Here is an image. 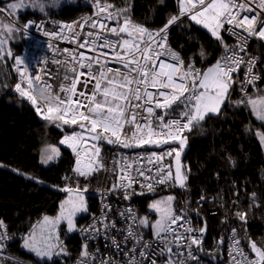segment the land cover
<instances>
[{
  "label": "snow or ice",
  "instance_id": "snow-or-ice-1",
  "mask_svg": "<svg viewBox=\"0 0 264 264\" xmlns=\"http://www.w3.org/2000/svg\"><path fill=\"white\" fill-rule=\"evenodd\" d=\"M92 14L71 23L51 21V57L32 65L20 55L14 57L11 71L17 74L12 90L28 102L36 115L64 130L73 131L59 140L75 155L72 172L85 180L107 173L111 182L98 189L100 215L89 213L88 187L79 183L62 191L67 198L56 216L45 215L23 237L22 247L41 261L58 264L56 258L68 257L60 239V226L69 233L78 232L83 243L74 264H200L206 222L197 228L191 217L174 207L175 197L153 201L149 208L157 218L137 215L130 205L113 208L108 197L129 201L136 186L148 192L156 185L170 184L187 190V168L181 154L187 145L185 132H191L206 119L220 116L227 105L244 107L264 127V60L253 55L252 42L264 46V0H177L178 11L166 18L162 26L149 28L132 20L129 5L118 8L109 0H90ZM162 2V0H161ZM60 0H9L0 6V62L7 67L13 58L10 44L14 32L37 26L27 21L23 28L19 15L29 9L48 15L47 7H59ZM183 18L200 26L215 41L219 56L207 67L209 53L200 45L198 56L185 57L169 42L170 29ZM234 43H228L225 36ZM66 42L69 46H61ZM47 90L52 102L44 103L35 94L36 87ZM8 87V85H4ZM238 92L239 98L233 99ZM252 131V129H248ZM254 135L264 145V131ZM105 146L111 149L161 148L129 156L113 151L109 161ZM61 155L60 147L46 144L39 153L40 163L48 165ZM174 163H164L166 158ZM232 166L235 162L231 161ZM3 165H0L2 167ZM26 179L41 183L37 177L13 169ZM66 181L72 177L65 176ZM231 203L242 224L248 212L260 207L257 193H249L248 210H239V191ZM208 198L201 195L198 205ZM187 203V202H186ZM223 207V204L221 205ZM89 215L90 222L78 224ZM199 216V209H196ZM228 217L222 223H227ZM146 230L151 233L147 238ZM232 228L227 248L228 264H264V240L247 235L241 238ZM12 237L8 225L0 218V264L6 242ZM103 240L102 247L93 242ZM218 248L225 243L217 240Z\"/></svg>",
  "mask_w": 264,
  "mask_h": 264
},
{
  "label": "trees",
  "instance_id": "trees-1",
  "mask_svg": "<svg viewBox=\"0 0 264 264\" xmlns=\"http://www.w3.org/2000/svg\"><path fill=\"white\" fill-rule=\"evenodd\" d=\"M9 0H0V6ZM118 8L129 5V15L132 20L142 23L149 28H158L166 18L178 11L177 0H109ZM51 3V0H48ZM48 15L38 10L22 11L19 23L29 17L45 18L49 24L58 19H73L93 11L90 0H60L59 7H47ZM228 43H234L231 37L225 36ZM171 45L183 55L198 56L200 45L210 54L207 61L197 63L203 68L219 56V49L209 34L201 28L183 18L182 23L170 29ZM13 58H7V67L0 62V165L5 164L17 168L23 173L37 177L41 183L26 179L7 167H0V218L8 225L12 240L5 251L32 264H48L20 247L21 238L32 224L45 213H54L64 191L53 186L70 185L80 187L87 185L92 193L86 196L89 212L96 207V190L100 174L85 180L77 178L72 172L74 158L71 152L58 143L62 133L73 130L72 126H65L61 131L51 122L42 121L28 102L22 100L13 90L17 82V74L11 71L14 57L22 48V31L14 32L9 45ZM251 52L264 60V46L252 42ZM8 87H4V85ZM264 87V84L260 85ZM238 92L233 93V99H238ZM264 131L260 121L250 114L244 107L225 106L220 116L206 119L199 127L191 132H185L187 145L181 154V161L190 169L187 180V190L168 184L169 192L175 197L174 207L183 208L195 217L197 225L206 222L207 231L203 240L204 252L200 257L209 261H220L224 257V245L218 248L217 240L226 236L231 228L239 230L238 235H247L260 242L264 240V151L259 139L254 135L256 129ZM252 129V131H248ZM52 144L60 147L61 155L54 162L43 165L39 160L42 146ZM154 147V146H153ZM129 149H111L105 146L104 155L113 151ZM231 161L235 162L232 166ZM172 160V159H171ZM65 176L72 177L70 181ZM239 191V210H248L249 193L256 192L260 207H254L248 212L247 224H242L234 213L237 205L232 204L237 198L233 192ZM214 195L221 200L216 213H209L211 204L205 202L196 204L199 194ZM150 197V196H149ZM148 197V198H149ZM147 198L139 202V211H146ZM187 202V203H186ZM199 209V216L196 209ZM87 215V214H85ZM78 218V223L85 216ZM228 217L227 223H222ZM151 217H154L151 214ZM62 240L73 252H77L80 238L73 234H66L63 227L59 230ZM69 257V256H68ZM68 257L56 258L58 264H63Z\"/></svg>",
  "mask_w": 264,
  "mask_h": 264
},
{
  "label": "built area",
  "instance_id": "built-area-1",
  "mask_svg": "<svg viewBox=\"0 0 264 264\" xmlns=\"http://www.w3.org/2000/svg\"><path fill=\"white\" fill-rule=\"evenodd\" d=\"M91 14H92V12L91 13L82 14V15H80L78 17L73 18V19H58L56 21H62V22H65V23H71L72 21L78 20L80 17L89 16ZM30 20L36 21L37 22V26L36 27H32V28H30V29H28L26 31H22V48H21L20 52L18 54H16V55H20L21 57L25 58L28 63H30L32 65H36L38 62H40L42 60V58L51 57V50L49 49L48 44L51 43L52 41H51L50 37H46L44 35V31L45 30H47V31L54 30V25L52 23L49 24L45 18L29 17V18L25 19L24 21H22L21 23H19L21 28H23V25L27 21H30ZM140 24H142V23H140ZM142 25H144V24H142ZM169 42H170V40H169ZM60 45L62 47L63 46H69V45L66 44V42H60ZM176 50H178V49H176ZM181 54L183 55L182 52H181ZM72 131L73 130H69V131H66V132L62 133V135L58 139V143H59V140L62 138L63 135L70 134ZM62 147L68 149L71 152V154L73 155L74 164H75V155L73 154L72 150L70 148L66 147V146H62ZM151 151H156V152L159 153V152L162 151V149L161 148H156V147H150V148L129 149V150H126V151H119V152H124L127 155H129V156H135L137 154H144V153L151 152ZM105 157L110 161L112 159V154L111 153H107V154H105ZM171 159L172 158H170V157L166 158L164 163H166V164L170 163V162L172 163ZM99 177H100V180H98L97 190L107 187L108 184L111 182V177L107 173H100ZM165 185H168V184H165ZM165 185H156L154 191L161 190ZM97 190H96V207L94 208L93 211H91L89 213L96 214L98 216V215H100V212H101V200L99 198V194H98ZM136 191H137V193L143 191L144 194L143 195H134V196H132V199L129 200V201H124V200L118 198L117 195H111V196L108 197L107 202L111 203L113 208H117V207L123 208V207H126V206L130 205L132 208L135 209L137 215H139L138 214V206H139L140 200L143 199V198L145 199V198H148L149 196H151L153 191L152 192H148L146 189L142 190V189L139 188L138 185L136 186ZM201 195H205L208 198L207 200L202 202V204L205 203V202L206 203L209 202L210 204L212 203L211 206L209 207L208 212L209 213H216L218 207L222 204L221 200L217 199L214 195H207V194L203 193V191H202L199 194V196L197 197V199H196V204H197V201L200 199ZM144 202L146 203V201H144ZM177 209L183 210L184 212H186L188 214V216L191 217L192 224L194 226H196L197 228L202 226V225H197L196 224L195 217L190 212H188L187 210H185L183 208H177ZM90 219H91V217L89 215H85L80 220V222L78 224L85 225V224L90 222ZM231 229L229 230V232H228V234L226 236V239H225L224 248H223L224 249V257L220 261H212V260L209 261V260H204V259L201 258L200 264H228L227 248H228L229 243H230L228 237L230 236ZM9 235L12 237V234L10 232H9ZM75 235H77L80 238V244H79V248H78L77 252H73L70 249H68L67 246H66L65 240L61 239L63 244H64V246L68 249V251L70 253V255L68 257V260L65 261V263H63V264H74L76 258L78 257L79 251L81 249V245L83 243V237L78 232H75ZM146 236H147V238L150 239L151 238V233L149 231H146ZM205 236H206V232L204 234V238H205ZM11 240H12V238L9 241L6 242L7 246L10 243ZM103 243H104L103 240L93 242V247H95L96 244H99L102 247ZM2 259H3V264H32V263H29V262L21 259V258L15 257V256L9 254L6 251H4Z\"/></svg>",
  "mask_w": 264,
  "mask_h": 264
},
{
  "label": "rangeland",
  "instance_id": "rangeland-1",
  "mask_svg": "<svg viewBox=\"0 0 264 264\" xmlns=\"http://www.w3.org/2000/svg\"><path fill=\"white\" fill-rule=\"evenodd\" d=\"M214 62V61H213ZM212 63V62H211ZM208 65H206V66H204V67H207ZM203 67V68H204ZM263 146V151H264V145H262ZM1 165H3V167H7V168H9V169H11V170H13V169H17V168H15V167H12V166H8V165H5V164H1ZM21 172V171H20ZM25 174H28V173H25ZM29 175V174H28ZM66 186H70V185H63V186H61V187H59V186H53L54 188H59V189H63L64 187H66ZM73 187H75V186H73ZM81 188H83V187H81ZM89 194H94V193H92V192H90L89 190H88V192L86 193V196L87 195H89ZM96 194V193H95ZM67 195H68V193H64V195L61 197V199L59 200V202H58V207H57V210L54 212V213H45V214H43V215H41L33 224H32V226H31V228L26 232V233H24L23 234V236H22V238H21V242H20V247L22 248V249H24L23 247H22V243H23V237L24 236H26L29 232H30V230L32 229V227H33V225H35L38 221H40L42 218H43V216H45V215H48V216H56L57 214H58V211H59V205H60V203L63 201V200H65L66 198H67ZM169 195H172L170 192H169V186L168 185H165L161 190H158V191H153L152 192V195L149 197V198H147V202H146V211H139V216H147V217H149V219L151 220V221H154L156 218H157V214L152 210V209H150L149 208V205L153 202V201H156V200H159V199H163V198H166L167 196H169ZM151 214H153L154 215V217H151ZM60 227H63L64 228V231L66 232V234H73V233H75V232H72V233H69V232H67V230H66V226L65 225H61ZM147 231V230H146ZM60 239H61V236H60ZM25 250V249H24ZM27 251V250H26ZM28 252V251H27ZM30 253V252H29ZM32 255H34L33 253H31ZM35 256V255H34ZM36 257V256H35ZM37 259H39L38 257H36Z\"/></svg>",
  "mask_w": 264,
  "mask_h": 264
},
{
  "label": "clouds",
  "instance_id": "clouds-1",
  "mask_svg": "<svg viewBox=\"0 0 264 264\" xmlns=\"http://www.w3.org/2000/svg\"><path fill=\"white\" fill-rule=\"evenodd\" d=\"M35 94L38 97V99H40L44 103L52 102L50 100V97H49L48 93H47V90L44 89V88H41V87L37 86L36 89H35Z\"/></svg>",
  "mask_w": 264,
  "mask_h": 264
},
{
  "label": "water",
  "instance_id": "water-1",
  "mask_svg": "<svg viewBox=\"0 0 264 264\" xmlns=\"http://www.w3.org/2000/svg\"><path fill=\"white\" fill-rule=\"evenodd\" d=\"M172 163H174V160H173V158H172Z\"/></svg>",
  "mask_w": 264,
  "mask_h": 264
}]
</instances>
